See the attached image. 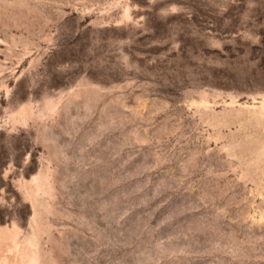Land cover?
I'll use <instances>...</instances> for the list:
<instances>
[{"label": "rangeland", "instance_id": "1", "mask_svg": "<svg viewBox=\"0 0 264 264\" xmlns=\"http://www.w3.org/2000/svg\"><path fill=\"white\" fill-rule=\"evenodd\" d=\"M0 264H264V0H0Z\"/></svg>", "mask_w": 264, "mask_h": 264}]
</instances>
